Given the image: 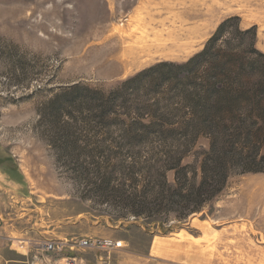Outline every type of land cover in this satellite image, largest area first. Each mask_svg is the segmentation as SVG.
Instances as JSON below:
<instances>
[{
	"label": "rangeland",
	"instance_id": "obj_1",
	"mask_svg": "<svg viewBox=\"0 0 264 264\" xmlns=\"http://www.w3.org/2000/svg\"><path fill=\"white\" fill-rule=\"evenodd\" d=\"M232 16L264 53V0H0V264H264V173L235 171L180 219L134 216L174 183L165 164L196 167L209 139L177 151L176 138L133 140L117 106L95 117L94 91L186 61ZM83 238L122 245L42 250Z\"/></svg>",
	"mask_w": 264,
	"mask_h": 264
},
{
	"label": "trees",
	"instance_id": "obj_2",
	"mask_svg": "<svg viewBox=\"0 0 264 264\" xmlns=\"http://www.w3.org/2000/svg\"><path fill=\"white\" fill-rule=\"evenodd\" d=\"M100 92L94 91L101 103L95 117L101 121L119 107L135 141L176 138V150L185 151L200 136L209 139L196 167L181 166L180 157L165 164L175 170L174 183L158 182L156 203H142L131 210L134 216L142 215L141 207H166L180 219L212 203L235 171L264 173V53L256 48V26L240 27L237 16L224 19L186 61H160Z\"/></svg>",
	"mask_w": 264,
	"mask_h": 264
},
{
	"label": "built area",
	"instance_id": "obj_3",
	"mask_svg": "<svg viewBox=\"0 0 264 264\" xmlns=\"http://www.w3.org/2000/svg\"><path fill=\"white\" fill-rule=\"evenodd\" d=\"M122 245L121 242L116 243H108L104 240L99 239H91V238H83L79 240L78 242H75L73 244H69L67 242L62 241H46L42 245V250L44 252H60L63 248L68 247L70 249L74 247L78 248H87V247H102L106 248L107 246L110 248H118Z\"/></svg>",
	"mask_w": 264,
	"mask_h": 264
},
{
	"label": "crops",
	"instance_id": "obj_4",
	"mask_svg": "<svg viewBox=\"0 0 264 264\" xmlns=\"http://www.w3.org/2000/svg\"><path fill=\"white\" fill-rule=\"evenodd\" d=\"M26 221H27V219H25ZM22 243H23V241H22ZM23 246H21V248H22Z\"/></svg>",
	"mask_w": 264,
	"mask_h": 264
},
{
	"label": "bare ground",
	"instance_id": "obj_5",
	"mask_svg": "<svg viewBox=\"0 0 264 264\" xmlns=\"http://www.w3.org/2000/svg\"><path fill=\"white\" fill-rule=\"evenodd\" d=\"M21 242V241H20Z\"/></svg>",
	"mask_w": 264,
	"mask_h": 264
}]
</instances>
